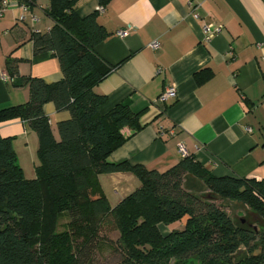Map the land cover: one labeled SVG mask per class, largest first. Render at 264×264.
<instances>
[{"label":"trees","instance_id":"obj_1","mask_svg":"<svg viewBox=\"0 0 264 264\" xmlns=\"http://www.w3.org/2000/svg\"><path fill=\"white\" fill-rule=\"evenodd\" d=\"M110 1L98 0L99 10ZM44 12L53 25L31 34L33 49L51 52L62 78L23 77L28 100L0 108V122L18 118L38 141L35 177L26 178L13 138L0 134V264H95L104 225L118 233L110 245L117 264H264V178L216 176L191 155L162 172L110 161L126 140L121 129L141 125L127 102L100 112L106 96L94 87L112 66L95 47L109 33L99 11L80 17L75 0H49ZM4 69L17 73L16 61L8 57ZM46 102L70 112L57 123L58 138ZM117 172L133 174L140 185L112 206L98 176ZM186 178L205 193L188 189ZM217 198L242 203L249 218L234 220ZM183 219L181 228L160 229Z\"/></svg>","mask_w":264,"mask_h":264},{"label":"crops","instance_id":"obj_2","mask_svg":"<svg viewBox=\"0 0 264 264\" xmlns=\"http://www.w3.org/2000/svg\"><path fill=\"white\" fill-rule=\"evenodd\" d=\"M48 4L49 0H11L0 12V73L8 57L17 69L14 74L5 70L6 81L0 76V108L28 100L23 77L46 83L62 78L58 59L49 51L35 53L31 40L32 33L53 25L44 12ZM75 6L80 17L99 11L109 33L95 47L112 66L94 87L106 96L100 112L127 102L139 113L141 127L121 129L126 140L112 151L110 161L127 160L162 172L183 157V147L216 176L264 178V0H111L102 10L98 0H75ZM203 22L220 25L221 33L205 40ZM119 30L127 33L120 35ZM154 41L159 44L156 49L150 47ZM168 84L175 85L176 98L161 102ZM43 112L58 138L57 123L70 112L57 111L52 102L44 103ZM0 134L13 138L22 170L32 164L35 171V132L13 118L0 122ZM98 178L112 206L140 185L128 172ZM184 221L160 229L167 233Z\"/></svg>","mask_w":264,"mask_h":264},{"label":"rangeland","instance_id":"obj_3","mask_svg":"<svg viewBox=\"0 0 264 264\" xmlns=\"http://www.w3.org/2000/svg\"><path fill=\"white\" fill-rule=\"evenodd\" d=\"M28 170H29V173H28ZM22 171H23L24 177L26 178H33V177H30L32 176V174L35 177L34 166L32 167V164L31 166L29 165V169L25 167V169H23ZM184 183L186 187L190 189L191 191H194L198 194L205 193V190L201 189L202 185L198 182L193 184L191 183L189 178H186ZM215 202L228 215H230L236 221L239 220L240 218H243V219L249 218V215H248L249 210L242 203H238V202L228 200L225 198H217ZM171 229H177V228H171ZM101 235L104 238L103 252L100 255H98L95 264H117L119 261V255L111 250L110 245L111 243L116 241L118 237V233L115 230H113V227L111 225H104L101 229ZM181 263L182 264H192V262L188 263V261L181 262Z\"/></svg>","mask_w":264,"mask_h":264},{"label":"built area","instance_id":"obj_4","mask_svg":"<svg viewBox=\"0 0 264 264\" xmlns=\"http://www.w3.org/2000/svg\"><path fill=\"white\" fill-rule=\"evenodd\" d=\"M10 1L11 0H0V12H2L8 5H9V3H10ZM21 9H22V11H23V14H26V15H28V13H29V10H28V6H27V4L26 3H22L21 5ZM200 15L197 13V12H193V17L194 18H200L199 17ZM22 19H24L25 20V17L24 16H22L21 17ZM31 20H37L36 19V17H33V16H31V18H30ZM201 28H202V32H203V35H204V39L205 40H209L210 39V37L213 35V34H219V33H221V30H222V27L220 26V25H217V26H213L212 24H210V23H206V22H203L202 24H201ZM127 33V30H119L118 31V34H120V35H124V34H126ZM158 46H159V44H158V42L157 41H154V42H152L151 44H150V47H152L153 49H156V48H158ZM0 76H1V79L3 80V81H6L7 80V73H6V71L5 70H3L1 73H0ZM176 98V87H175V85L174 84H168V85H166V87L164 88V91H163V93L160 95V97H159V101H164V100H166V99H171V100H173V99H175ZM161 133H164V128L163 127H161L160 128V134ZM167 133L169 134V135H173V130L172 129H169V130H167ZM180 152L182 153V156H186V155H188L187 153H186V150L183 148V147H180Z\"/></svg>","mask_w":264,"mask_h":264}]
</instances>
